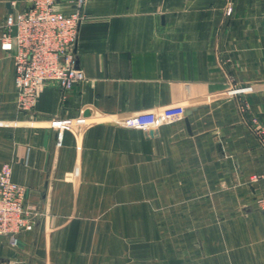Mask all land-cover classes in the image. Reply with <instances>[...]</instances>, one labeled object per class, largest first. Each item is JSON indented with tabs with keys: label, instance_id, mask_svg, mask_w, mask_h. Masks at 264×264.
I'll use <instances>...</instances> for the list:
<instances>
[{
	"label": "crops",
	"instance_id": "obj_1",
	"mask_svg": "<svg viewBox=\"0 0 264 264\" xmlns=\"http://www.w3.org/2000/svg\"><path fill=\"white\" fill-rule=\"evenodd\" d=\"M29 5L0 0V34ZM12 56L0 50V169L39 215L14 247L0 237V264H100V233L158 232L150 211L163 202L159 232L193 235L194 264H264V182L251 181L264 150L247 126L264 127V0H85L84 80L46 87L29 114L17 110ZM53 120L84 124L58 137Z\"/></svg>",
	"mask_w": 264,
	"mask_h": 264
},
{
	"label": "built area",
	"instance_id": "obj_2",
	"mask_svg": "<svg viewBox=\"0 0 264 264\" xmlns=\"http://www.w3.org/2000/svg\"><path fill=\"white\" fill-rule=\"evenodd\" d=\"M27 10L8 15L1 25L0 50L13 52L16 106L20 113H31L48 86L69 92L84 80L76 68L75 46L83 20L85 0H29ZM65 2L69 14L57 10ZM231 6L227 7V15ZM244 89L231 93L240 94ZM60 137L64 124L52 121ZM264 179V172L254 179ZM24 190L12 181L8 164L0 169V234L18 232L26 226Z\"/></svg>",
	"mask_w": 264,
	"mask_h": 264
},
{
	"label": "rangeland",
	"instance_id": "obj_3",
	"mask_svg": "<svg viewBox=\"0 0 264 264\" xmlns=\"http://www.w3.org/2000/svg\"><path fill=\"white\" fill-rule=\"evenodd\" d=\"M231 13H232V9L230 14ZM236 89H244L248 91L247 88H233L229 90V94L238 95L235 93L234 94L231 93ZM242 93L243 92H241L240 94ZM237 109L240 116L242 115L244 116L249 111L246 102H240V104H238ZM60 121H62V123L64 124L62 134L65 131L73 133L75 128L78 127L77 124L80 125L84 124L81 122L75 124L72 120H60ZM247 126L248 128L251 129L252 132H254L255 135L259 136L258 137L259 144L261 148L264 150V127L261 126L254 117L250 118L249 122H247ZM134 129L140 130L138 126L137 127L133 126L132 130ZM263 172L264 170L258 175L251 176V181L264 182V179L262 178L256 180L254 179V177L260 176ZM152 203L154 204L155 200L148 201L146 204H148L151 207ZM169 205L170 202H163L160 203V206H155L153 209L151 208L150 211L151 219L152 222L154 221L153 225H155L158 232H154L153 234L147 233L141 239L139 238L129 239L128 237H126L127 235L125 234L117 235V234L100 233L99 234L100 247L98 250L100 256V264H194V262H197L200 259V256H203V249L200 248V244L198 245V243L196 244L195 248L189 247V242H188L190 239L189 236L193 238V235L188 234L186 231L179 233L172 231L159 232V230L161 229L160 226L161 219L159 217L158 218L154 217V215H156L155 213L166 212V210L170 208ZM24 206L27 209V214L25 219L26 226L15 233L0 234V237L6 238L8 240V243L13 247L16 245L17 237L22 232L31 231L33 229L34 226L33 217L39 215L38 213L33 212V210L25 204V197H24ZM259 206L264 214V204L260 202ZM164 217L166 222L170 219V217H166V216ZM182 217H184L183 219H186V216H182ZM157 220H158L157 223L158 225L156 224ZM166 224L170 226V223H166ZM114 239L115 241H113ZM196 239L197 240L202 239V234L197 233ZM173 240L180 241L181 247L180 248L170 247L171 244L172 245L177 244ZM156 242L157 244L164 245L165 247L156 248L155 247ZM167 245L169 246L167 247ZM96 252L97 250H95V253ZM88 254L89 255L92 254L91 250L90 253L88 251Z\"/></svg>",
	"mask_w": 264,
	"mask_h": 264
},
{
	"label": "water",
	"instance_id": "obj_4",
	"mask_svg": "<svg viewBox=\"0 0 264 264\" xmlns=\"http://www.w3.org/2000/svg\"><path fill=\"white\" fill-rule=\"evenodd\" d=\"M76 68H78V64H77V61H76Z\"/></svg>",
	"mask_w": 264,
	"mask_h": 264
}]
</instances>
